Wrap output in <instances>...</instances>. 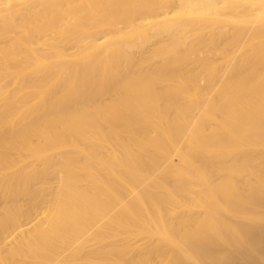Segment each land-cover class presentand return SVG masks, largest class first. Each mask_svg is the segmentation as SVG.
Masks as SVG:
<instances>
[{"label": "bare ground", "instance_id": "bare-ground-1", "mask_svg": "<svg viewBox=\"0 0 264 264\" xmlns=\"http://www.w3.org/2000/svg\"><path fill=\"white\" fill-rule=\"evenodd\" d=\"M135 37L156 40L135 59L120 57ZM233 38L242 43L222 72L211 55L221 43L229 51ZM190 50L191 69L182 53ZM179 138L185 155L172 162ZM214 139L230 156L241 146L264 156V0H0V188H11L9 175L28 160L56 168L66 190L63 204L25 226L46 217L57 234L103 238L104 258L125 257L127 237L159 233L161 213L184 199L197 210L184 221L196 264H263L264 161L213 155ZM164 240L172 264L192 260Z\"/></svg>", "mask_w": 264, "mask_h": 264}, {"label": "rangeland", "instance_id": "rangeland-1", "mask_svg": "<svg viewBox=\"0 0 264 264\" xmlns=\"http://www.w3.org/2000/svg\"><path fill=\"white\" fill-rule=\"evenodd\" d=\"M247 28L248 27H246V29ZM146 30L147 29L144 28V31ZM122 32L125 31L122 30ZM244 32L249 33L250 31ZM101 34L102 33H99L96 37H99ZM150 39L151 41H145L141 37H135L133 40L127 39L126 44L128 47H130L129 52H122L119 54V56L128 57L130 59L139 57L140 53L142 51H147L150 44L156 40V38H148V40ZM233 40V44L235 45L229 51H224L225 47L221 43L217 44L220 47H218V50L213 52L211 55L215 63H220L219 66L222 72L225 69L224 62L226 60L233 59V55L237 53L239 48L237 45L242 43L239 42L242 40L240 38H233ZM70 51L72 52L73 49ZM202 51L206 53L207 49L203 48ZM182 53L189 58L187 60V65L189 63L190 66L188 65V67L191 69L194 66V59L196 57L195 52L190 50ZM223 55H226L227 59L226 57H222ZM24 80L25 77H22L17 81V84H23ZM197 86L203 89L204 81L197 78ZM170 113H168V119H172L173 117ZM194 116L195 113L193 112V117ZM149 135L152 136L151 133ZM186 142L187 140L185 138H179L176 141V145L173 147V149H170L169 153L170 156L172 155L170 157L172 162H176L182 158L179 155H185L183 149ZM203 142L206 141L203 140ZM207 142L211 147V152L213 155H219L225 160L232 159L234 157L235 159H240L241 161L244 159L242 162L245 161V163H247V159L245 160V158L242 156L244 154L247 157L249 155H257L261 162L264 161V156L260 157L258 155V150H261V147H254V150H251L250 152L246 151V153H244L245 147L241 146L238 150L239 153H236L235 156H230L229 153L223 151L220 152L217 150L216 145L222 141L214 139ZM77 145L80 149L85 148V146L79 141L77 142ZM224 149L226 150L227 148L224 147ZM23 159H25V157ZM172 162H167V164H175ZM24 164H26V168H21L18 173H11L9 175V177L12 176L15 178L11 188L5 186L0 188V264H115L114 261H116L118 264L117 261H120L122 258L126 259L120 261V264H172V261L170 260L172 257L171 249L168 248L167 242L164 239H168V241H174L175 244L181 248L186 255L192 258V260H189L190 262H186L187 258H185V260L182 259L183 264H196V260H199L197 255H194L189 247V241L191 239H189V236H186L184 233V221H192L193 219L190 220L191 218L188 215L197 212V210L193 207L194 203L189 205L184 199L180 201L179 207L173 208L172 215L167 216L166 214L161 213L158 222L160 223V227L163 228H160L159 233L156 231V234L142 233L127 237L126 239L130 244L128 250L131 252L126 254L125 257L117 251H115L117 253L113 251L108 252L110 255H114V257L112 256L113 258L116 257V259L110 263L106 260L113 258L110 256L109 258L107 257L108 259H106L104 258L105 255L99 252L100 245L104 239L102 238L98 240L93 238L92 232L79 234L73 233L72 231H64L60 234H57L58 232L54 231L51 220L46 217L42 221L39 217L38 219L40 222L35 221L34 223H36V225L33 228L30 226L34 223H32L30 226H25L24 224H28L31 219H34L40 214L46 216L47 211L53 206V203L63 204L60 201L65 198L66 190L64 188L62 189L58 187L57 181L62 175L56 168H43L39 164H34L33 166L29 167L28 160H25ZM259 170L260 169L258 168L253 169L254 172L260 173L261 171ZM244 174L246 176L245 178L250 180L248 176L249 173L246 172ZM206 178L213 184L218 183V181H212L214 177L209 173L206 175ZM146 188V184L143 183L137 188V192H143ZM198 188L202 190V187L199 186ZM25 191L29 192V196L20 195L18 202L11 201V197L9 196L10 192L22 194ZM160 191L163 192V188L162 190L160 189ZM243 193L247 194V191H244ZM57 197L60 198V200H58ZM128 201L129 200H125V204L129 205L130 201ZM68 205L74 206L71 201L63 206L66 208ZM145 206H149L150 208V205L147 203ZM237 206L236 208L241 210L246 205L245 203H242L238 204ZM121 212L122 208H118L110 212L109 215H111L110 217L116 218ZM98 222L100 223V226L103 227L105 221ZM221 222L229 224V221L226 220ZM16 225L19 227H21L20 225H24V228H22L23 230L25 229L23 235L18 231L17 232L19 235L14 234L13 230L16 231ZM28 227L30 228L26 230ZM10 234L11 236H9ZM211 238L213 239V242L214 240L217 241L221 239L217 237ZM226 239L228 240V243L234 244L238 238L235 237L234 239V236L229 234L227 235ZM115 244L121 246L122 242L119 240L116 241ZM164 256H166V259H163Z\"/></svg>", "mask_w": 264, "mask_h": 264}]
</instances>
